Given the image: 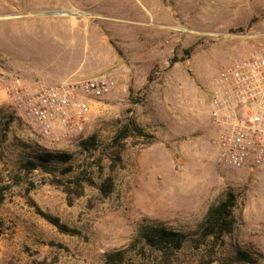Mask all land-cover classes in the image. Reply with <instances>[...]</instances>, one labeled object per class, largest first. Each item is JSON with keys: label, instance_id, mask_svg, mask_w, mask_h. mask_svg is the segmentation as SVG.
I'll return each instance as SVG.
<instances>
[{"label": "rangeland", "instance_id": "obj_1", "mask_svg": "<svg viewBox=\"0 0 264 264\" xmlns=\"http://www.w3.org/2000/svg\"><path fill=\"white\" fill-rule=\"evenodd\" d=\"M259 45L264 0H0V264H106L113 252L125 253L123 264H164L139 238L155 224L187 235L168 264H200L209 244L200 225L229 192L236 223L216 258L244 251L264 264V169L216 162L208 106L230 56ZM104 75L116 87L92 101L84 135L61 147L26 126L2 92L15 77L51 85ZM125 126L133 133L121 166L115 149H82L91 136L110 146ZM40 149L71 158L26 172ZM84 171L95 185L84 182L71 203L55 180ZM108 179L113 191L102 197Z\"/></svg>", "mask_w": 264, "mask_h": 264}, {"label": "built area", "instance_id": "obj_2", "mask_svg": "<svg viewBox=\"0 0 264 264\" xmlns=\"http://www.w3.org/2000/svg\"><path fill=\"white\" fill-rule=\"evenodd\" d=\"M115 87L106 75L51 85L15 77L2 92L26 126L61 147L84 135L92 101ZM208 94L216 162L234 169H264V45L230 56Z\"/></svg>", "mask_w": 264, "mask_h": 264}, {"label": "trees", "instance_id": "obj_3", "mask_svg": "<svg viewBox=\"0 0 264 264\" xmlns=\"http://www.w3.org/2000/svg\"><path fill=\"white\" fill-rule=\"evenodd\" d=\"M191 55L190 50L185 51V58L188 59ZM174 62V60H173ZM140 133V130H138ZM132 130L129 126L123 127L115 136L114 140L108 147H101L98 145L97 136H91L87 140L81 142V147L84 151H99L107 154L110 149H115V154L112 159L118 167L122 165V152L125 149L126 141L132 136ZM71 156L66 153L53 152L48 149H40L35 156H31L26 162L24 169L26 172H32L37 169H49V167L56 163H67ZM84 171L73 180L64 183L62 180H55V185L65 188V192L69 194V200L72 203L74 198L83 195V183L88 182L95 185L90 177L86 176ZM71 185H74V190L77 191L73 196ZM99 194L102 197H107L113 191V183L108 179L100 186H97ZM3 196H0V206L3 201ZM237 205V199L233 192H229L226 197L218 203L210 206L206 217L199 228V236L201 244L209 242L207 249V256L200 264H252L255 263L253 256L247 252L240 251L235 257L231 258H216V250L223 244L226 235L232 233L235 228L236 219L234 216V209ZM43 213V212H41ZM55 226L59 227L61 231L66 230V226L60 224L59 220L51 215L42 214ZM4 234V224L0 220V242ZM139 238L144 243V246L150 250L159 253L160 259L164 264L171 262L184 247L187 242V235L183 232L166 227L163 224L145 225L140 228ZM139 240V239H138ZM136 247V244L133 243ZM145 249H142V255H145ZM141 255V254H139ZM125 262L124 252H113L107 255L106 264H123Z\"/></svg>", "mask_w": 264, "mask_h": 264}, {"label": "crops", "instance_id": "obj_4", "mask_svg": "<svg viewBox=\"0 0 264 264\" xmlns=\"http://www.w3.org/2000/svg\"><path fill=\"white\" fill-rule=\"evenodd\" d=\"M67 14V13H66ZM37 81H39V80H37ZM40 82V81H39Z\"/></svg>", "mask_w": 264, "mask_h": 264}]
</instances>
